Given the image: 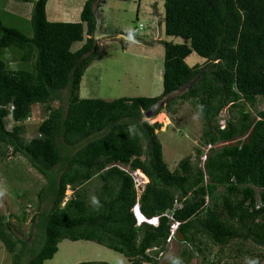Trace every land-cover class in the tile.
Masks as SVG:
<instances>
[{"label": "trees", "instance_id": "16d2710c", "mask_svg": "<svg viewBox=\"0 0 264 264\" xmlns=\"http://www.w3.org/2000/svg\"><path fill=\"white\" fill-rule=\"evenodd\" d=\"M20 1L33 3L32 35L0 20V52L18 51V61L31 68L0 60V157L21 156L41 175L37 197L46 207L31 218L36 244H30L32 231L21 239L11 215H0V241L13 264L23 255L27 264H43L63 239L97 243L129 264H159L171 241L180 249L168 264H190L196 256L201 264H224L230 246L234 258L244 254L248 264H264V253L256 252L264 250V111L258 109L264 0H163L164 33L181 42L159 40L161 95L110 101L79 96L85 70L101 56L94 11L100 14L105 0H85L73 22L48 20L47 0ZM77 42L81 46L72 50ZM191 53L202 62L189 66ZM187 84L157 113L173 115L190 103L203 125L200 146L170 169L156 132L161 123H149L143 112ZM37 105L45 117L28 139L25 122ZM220 143L201 161L202 147ZM137 170L148 179L139 194ZM22 202L18 222L28 215ZM136 205L157 224H137Z\"/></svg>", "mask_w": 264, "mask_h": 264}, {"label": "rangeland", "instance_id": "374dc122", "mask_svg": "<svg viewBox=\"0 0 264 264\" xmlns=\"http://www.w3.org/2000/svg\"><path fill=\"white\" fill-rule=\"evenodd\" d=\"M156 2L158 12L163 16V0H105L103 26L106 30L119 28L135 41L110 37L98 40L101 42L99 46L101 56L99 60L93 61L88 66L81 78L79 86L81 98H99L110 101L120 97H140L149 93L162 92V81L158 79L160 70H163L162 44L147 49L137 44L139 40L140 43L142 40L146 43L147 39H151L155 35L150 21L152 14H156L154 13L156 10L154 3ZM78 4L77 0L66 1L63 5L64 15L52 16L49 8L47 19L50 21H62L63 18L72 20L77 13ZM32 8L33 3L31 2L0 0V20L3 24L31 36L32 28L28 15L30 16ZM139 22L144 26L135 32L134 28ZM161 39L181 42L180 38L167 36L163 31H161ZM80 44L79 42L74 43L71 49L76 50ZM9 49H3L0 52V60L6 61L12 68H31L30 63L18 61V51L15 53ZM202 60L195 53H191L185 61L191 66L201 63ZM177 109L176 114L171 115L162 110L155 117L147 119L149 123H161L159 131L156 132L162 144L164 161L170 169H173L184 156L193 154L195 148L200 146L203 126L200 117L190 103H184ZM258 109L264 111V98L258 99ZM160 113L164 114L163 118H159ZM30 117L25 122L29 131L28 139L34 136L35 127L45 117L42 106L37 105ZM226 118L227 111L224 109L220 113L219 119L225 120ZM8 128H10L9 125ZM202 149L204 152L205 148L202 147ZM134 178L140 185L145 182L140 174H134ZM44 182L41 175L32 169L23 157H0V215H11L10 220L21 230L22 234L19 235V238H27V235H30L32 231L29 236L31 237L30 244L40 241L38 230H31V218L39 208L46 207L44 202L39 206L37 197V192ZM93 186L94 184H92ZM65 194V199H67L71 190L67 189ZM21 200H23L25 211L28 213L24 222H18L14 218L21 216ZM247 246L249 247V245ZM179 249L180 244L177 242L168 243V251L159 257V264H168L170 259L177 255ZM234 249L235 246L228 247L222 262L224 264H248L247 255L240 254L238 258L233 257ZM256 252L264 253V250L257 248ZM21 258L20 264H27V256L23 255ZM96 261L108 264H129L123 255L102 245L91 241L68 239L59 242L58 251L43 264H77ZM0 264H13L11 255L5 250L1 241ZM190 264H201L200 257H194Z\"/></svg>", "mask_w": 264, "mask_h": 264}, {"label": "crops", "instance_id": "0c3cea01", "mask_svg": "<svg viewBox=\"0 0 264 264\" xmlns=\"http://www.w3.org/2000/svg\"><path fill=\"white\" fill-rule=\"evenodd\" d=\"M66 1H69V0H47V3H46V16H47V12L49 11V8H50V13H52L51 14L52 16L57 15V14H61L62 15L63 12H64L63 11V7H64L63 5L66 3ZM77 1H78L79 4L77 6L78 9H77V13L74 16V18L72 20H67V19L63 18L62 21H78L80 19V12H81V9L83 7V4H84L85 0H77ZM25 3H28V2H25ZM105 4L106 3H103V5H101V7L99 8L102 32L109 33V34H112L114 31H116L117 33L122 32L119 28H112V29L110 28V29L106 30V28L103 26L104 25V23L102 21L103 17H104L103 6ZM61 7H62V9H61ZM154 7L156 8V10L154 12L156 14H152L150 22H151V27H152L153 33H155V35L152 36L151 39H147L146 40L148 42V44H144L143 42L140 43V41L137 43L139 46H142L143 48H146V49L147 48H152V47H154L156 45H158V46L161 45V43L159 42V40H162L161 39V31L164 32V24H162L163 23L162 22L163 16H161L159 14L158 8L156 7L155 3H154ZM29 18H30V16L28 15V19ZM135 28H137V27H135ZM137 30H139V29H137ZM110 38H112V37H110ZM115 38H117V37L115 36ZM79 43L82 44V42H79ZM149 43H151V44H149ZM81 44L78 46V48L81 46ZM100 44H101V42H98V46H100ZM162 73H163V70H160L158 79L161 80V81H162ZM161 93L162 92L155 93V94L154 93H149V94H145L144 97H157V96H160ZM137 171H135V173H137ZM141 177H142V175H141ZM142 178H144V180H145L144 184H145L148 181V179L145 176L142 177ZM137 193L139 194L140 192L137 191Z\"/></svg>", "mask_w": 264, "mask_h": 264}, {"label": "water", "instance_id": "95a60500", "mask_svg": "<svg viewBox=\"0 0 264 264\" xmlns=\"http://www.w3.org/2000/svg\"><path fill=\"white\" fill-rule=\"evenodd\" d=\"M94 15H95V26H94V31H93L94 40L97 41V40H99L101 38L110 37L111 34L102 32V30H101V18H100V14L98 13L97 9L94 11ZM116 37L117 38H121V39H126V40H129V41H135L132 38H130L127 34H125L123 32L117 33ZM188 86H189L188 84L184 85L181 88H179L178 90L174 91L172 94L165 95V96L161 97L158 101H156L154 104H152L151 107L147 111L143 112V115H144L145 119H149V118L153 117V115H155L165 105V103L170 98H172L174 95H177L178 93L184 91Z\"/></svg>", "mask_w": 264, "mask_h": 264}, {"label": "built area", "instance_id": "2783aa9c", "mask_svg": "<svg viewBox=\"0 0 264 264\" xmlns=\"http://www.w3.org/2000/svg\"><path fill=\"white\" fill-rule=\"evenodd\" d=\"M143 26H144V25H143L142 23H138L136 29H141V28H143ZM11 109H12V107H11ZM9 118H10V117H9ZM26 120H29V118H27ZM219 124H220V128H221V129L224 128V126H225V120H224V119H223V120H220V121H219ZM243 138H244V137H242L241 139H243ZM221 144H222V143L217 144V145L207 144L206 146H204L205 151H204V153L200 156L201 161H204V160L206 159V153H207V151H208L210 148H212V147H216V146L221 145ZM134 174H136V173H135V172L132 173L133 177H134ZM134 179H135V178H134ZM135 185H136L137 191H140V192H141V190H142L144 184H143V185H140V184L136 181V179H135ZM134 213H135V216H136V218H137V224H139L142 220H146V221H148V222H150V223H153L154 225L157 224V221H156L155 219H150V220H148V219L144 218V217L141 215V213L139 212V209H138V206H137V205L134 207ZM175 226H176V224L174 225V227H175Z\"/></svg>", "mask_w": 264, "mask_h": 264}, {"label": "bare ground", "instance_id": "6f19581e", "mask_svg": "<svg viewBox=\"0 0 264 264\" xmlns=\"http://www.w3.org/2000/svg\"><path fill=\"white\" fill-rule=\"evenodd\" d=\"M164 117V114L163 113H160L159 114V118H163ZM138 174L142 175V177H144V175L138 170L137 171Z\"/></svg>", "mask_w": 264, "mask_h": 264}, {"label": "clouds", "instance_id": "9594fccd", "mask_svg": "<svg viewBox=\"0 0 264 264\" xmlns=\"http://www.w3.org/2000/svg\"><path fill=\"white\" fill-rule=\"evenodd\" d=\"M95 203V201H93ZM142 215V214H141ZM143 216V215H142ZM143 221V220H142Z\"/></svg>", "mask_w": 264, "mask_h": 264}]
</instances>
